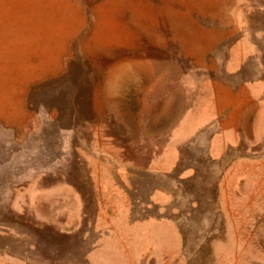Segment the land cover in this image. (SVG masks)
I'll list each match as a JSON object with an SVG mask.
<instances>
[{"label":"rangeland","instance_id":"rangeland-1","mask_svg":"<svg viewBox=\"0 0 264 264\" xmlns=\"http://www.w3.org/2000/svg\"><path fill=\"white\" fill-rule=\"evenodd\" d=\"M0 264H264V0H0Z\"/></svg>","mask_w":264,"mask_h":264},{"label":"crops","instance_id":"crops-1","mask_svg":"<svg viewBox=\"0 0 264 264\" xmlns=\"http://www.w3.org/2000/svg\"><path fill=\"white\" fill-rule=\"evenodd\" d=\"M249 95H250V94H249ZM250 98H252V99H253V96H251V95H250Z\"/></svg>","mask_w":264,"mask_h":264}]
</instances>
